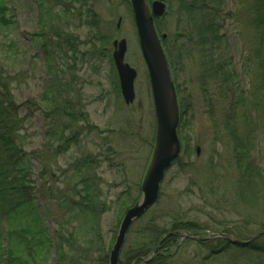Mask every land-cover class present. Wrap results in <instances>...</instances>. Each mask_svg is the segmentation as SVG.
Returning <instances> with one entry per match:
<instances>
[{
	"label": "rangeland",
	"instance_id": "374dc122",
	"mask_svg": "<svg viewBox=\"0 0 264 264\" xmlns=\"http://www.w3.org/2000/svg\"><path fill=\"white\" fill-rule=\"evenodd\" d=\"M164 1L170 8L167 15L157 21L158 29L160 32H168L172 37L178 29H186V17H181L179 21L177 0ZM5 2L11 23L7 27H0V68L10 76L15 100L20 104L22 114L26 117L23 129L20 131L19 143L31 159V177L35 181L36 190L38 191L42 185L47 187L44 180L39 177L43 162L47 165L49 174L46 178L50 180V185L54 188H61L65 175L71 174L70 164L77 157L83 153L102 152L108 146V142L114 150L111 157L108 156L105 159L104 155L100 156L101 161L98 162L95 170V173L102 179L100 183L101 200L106 207L99 217L98 234L106 245L118 228L120 204H127L126 207L130 204L129 201L122 202L120 193L130 188L132 189L129 193L130 197L137 196L139 184L148 164L155 131L149 78L140 52L130 5L127 0H89V2L85 0L91 5L96 13V19H99L102 25L97 34L95 28L86 24V21L91 20L92 17L85 11L87 9L85 4L81 14L84 17L80 19L84 24L83 22L80 24L79 19L71 20L69 17L70 4L74 8L81 6L82 2L79 0H57L58 3L64 5V13L60 5L51 7L47 0H5ZM246 8L247 5L241 4L240 0H225L220 19L230 45L232 64L238 74V90L245 93L252 103L256 97L255 94L253 95L252 77L257 61L254 64L251 59L253 52L250 49L254 41H251L252 30L248 24L250 16ZM47 9H52L50 17H47ZM41 15L49 22H53V25L62 27L68 33L77 36L79 47L74 72L77 73L78 82L81 84L79 96L90 124L98 128L97 131L84 135L77 146L71 147L55 160L50 159L44 145L47 141L46 131L49 123L45 116L48 108L43 103L40 104L42 102L40 95L47 81L43 52L39 44L41 41L39 35L36 34L41 30ZM118 17H121V22L116 27ZM89 35L93 36L91 38L94 42L90 41ZM96 35L101 39L98 42L95 39ZM121 38H124L127 44L124 60L137 72L134 80L135 99L128 105L123 102L119 88H116L117 76L112 60V41ZM169 48L170 44L168 50ZM172 65L173 78L179 90L178 100H183V114L178 129L181 140L180 159L165 172L157 201L131 226L120 255L134 242L135 232H138L147 220H155L161 228L162 226L168 228L169 222L173 219V212H181L182 209L190 206L196 209L193 214H198L200 221L210 220L205 212H210L209 216L212 215L216 219H225V224L228 223V229L233 233L232 236L240 239H245L258 231L253 223L255 220H264L261 215H252L249 221L246 217L248 211L244 210L242 205L238 209L231 208L229 215H227L229 209L223 212L225 217L222 218L218 212L219 207L215 204L217 197L214 199L211 195L204 196V198L208 204L214 203V207L202 209L205 200L199 190L204 188L201 177L211 175L215 178L218 171L221 173V182L227 185V181L232 180L234 175L232 169L234 165L229 152L231 140L224 130L221 112L225 107L223 104H229L231 100L233 105L236 104L234 99L239 92L236 90L227 93L226 97L229 102L219 100L217 95L213 102L208 103L197 82L196 57L185 58L181 64L172 61ZM254 82L258 85V81L254 80ZM208 91L212 96L216 93V89L210 84H208ZM212 106L214 114L211 115L209 111ZM247 113L248 120L244 118L242 109L236 108L233 111L232 122H228L227 125L235 127L236 131L233 132H237L241 139L253 142L254 149L250 151V154L264 171V113L260 107L256 108L252 105H249ZM246 134L250 137L246 138ZM196 146L200 148L199 154L195 151ZM187 149L189 151L186 153ZM231 195L227 196V202L222 200L221 204H236ZM36 197L49 234L53 236L57 230V223L54 219L59 217L62 209H58L56 201L46 200L38 192ZM62 225L63 231L72 233V235L81 236L82 229H86V226L83 228L77 226L76 230H72L71 223L67 225L62 223ZM212 225L218 227L217 232L208 231L209 233L206 232L202 236L222 233V225ZM220 244L223 242L210 245L219 249L223 247ZM165 245L171 247L168 248L169 250L178 248L175 256L164 255L165 264H246L249 257L233 247H228L223 248L224 250L222 249L223 251L221 250L219 254H213L210 258L209 255L207 256L208 248L206 249L202 244H197L191 239L177 240L173 237ZM90 261V263L86 261L80 264H98L96 253L92 254ZM53 262L54 255L51 254L47 264H53ZM157 262L155 261L154 264Z\"/></svg>",
	"mask_w": 264,
	"mask_h": 264
},
{
	"label": "trees",
	"instance_id": "16d2710c",
	"mask_svg": "<svg viewBox=\"0 0 264 264\" xmlns=\"http://www.w3.org/2000/svg\"><path fill=\"white\" fill-rule=\"evenodd\" d=\"M224 1L177 0L179 21L181 17H186L187 27L174 32L171 37L172 42L164 40V47L167 49L171 71L174 69L172 61L181 64L185 58L196 57L197 82L208 103L213 102L217 95L219 100L228 101L227 93L236 90L239 92L234 99L236 104L231 103L230 97L231 102L223 104L225 107L221 112L225 127L223 128L231 140L229 152L234 165L232 180L227 181L226 185L221 182V173L217 171L215 178L211 175L201 177L204 188L201 189L199 185L198 188L203 198L208 195L214 199L217 197L215 202L220 201V203L215 204L219 207L218 212L222 218L225 217L223 212L229 209L227 213L229 215L231 208L238 209L242 205L243 209L248 211L247 219L251 221L252 215L264 217V171L250 154L254 149L253 142L241 139L237 132H233L236 128L227 123L232 122L233 111L236 108L242 109L246 120L249 119L247 113L249 105L260 107L264 113V0H240L241 4L247 5L246 9L250 16L248 24L252 30L251 41H254L250 49L253 52L251 59L254 64L257 61L252 77L253 95L255 94L256 97L252 103L245 93L238 90V74L232 64L230 45L220 19ZM47 2L54 5L57 0H47ZM7 11L5 0H0V27H7L11 23ZM46 13L47 17H50L52 9H47ZM40 19L41 30L36 34L41 41L38 43L43 52L47 76L46 85L40 95L42 101L40 104L43 103L48 108L45 116L49 121L46 131L47 141L44 145L50 159L55 160L71 147L77 146L84 135L97 131L98 128L90 124L79 96L81 84L78 82L77 73L74 72L78 52L77 36L53 25V22H49L42 15ZM157 27L159 28L158 24ZM246 60L249 62L248 58ZM254 80L258 81V85ZM208 84L216 89L213 96L208 91ZM175 86L178 93L176 82ZM116 88L118 89L117 81ZM182 101V99L179 101L180 122L183 114ZM40 104L38 103V106ZM209 112L211 115L214 114L213 106ZM25 118L20 104L15 100L11 78L0 68V264H47L51 254L54 255L53 264H80L86 261L90 263V257L94 253L98 264H108V253L115 235L113 234L111 241H107L105 245L98 234L99 217L106 207L101 200L102 179L95 170L98 162L101 161V155L106 159L114 154L112 146L108 142V146L102 152L83 153L77 157L70 164L71 174L65 175L61 188L50 185V180L46 178L49 174L47 165L43 162L39 177L44 180L47 187L42 185L37 191L35 181L31 177V159L19 143ZM249 137L246 134V138ZM188 151L189 149L185 150L186 153ZM178 159L180 158L178 157L175 162ZM131 190L128 188L120 193L123 203L129 201L131 205L140 197L139 188L134 198L129 195ZM37 192L46 200L56 201L58 209H62L59 217L54 219L57 230L53 236H50L43 213L36 202ZM229 194H232L236 204H221L222 200L228 201ZM204 200L202 209L214 207V203L208 204L205 198ZM126 205L120 204L121 216L127 208ZM195 210L190 206L182 209L181 212H173V219L169 222L168 228L164 226L161 228L155 220H147L138 232H135L134 242L124 253H121L122 259L119 258V264H139L156 247L158 248L154 257L147 264H154L155 261H158L157 264H165L164 255L172 257L178 253L177 247L169 250L168 248L171 247L165 245L170 238L175 237L174 235L171 234L161 241L163 235L170 231H175L177 234L185 230L201 236L206 232L209 233L208 231L217 232L218 227L212 225L216 224L223 226L221 232L233 234L228 229V223L225 224V219H216L212 215L209 216L210 212H205L210 220L200 221L198 214H193ZM120 215L117 221H120ZM62 223L66 225L71 223L72 230H76L77 226L81 228L86 226V229H82L81 236L72 235L63 231ZM253 223L258 228L257 232L264 231V220H255ZM254 234L241 240H249ZM206 241H195V243L208 248L207 256L209 255L210 258L215 253H221L223 248L233 247L241 254L249 255L246 264H264V233L244 244L233 243L227 237ZM217 242H223L220 244L223 247L217 249L210 245ZM165 252L167 254H164Z\"/></svg>",
	"mask_w": 264,
	"mask_h": 264
},
{
	"label": "water",
	"instance_id": "95a60500",
	"mask_svg": "<svg viewBox=\"0 0 264 264\" xmlns=\"http://www.w3.org/2000/svg\"><path fill=\"white\" fill-rule=\"evenodd\" d=\"M129 3L140 51L150 82L155 115V136L152 152L140 184L141 196L125 210L120 220L115 240L108 255V264H118L119 254L131 225L156 202L164 174L178 157L181 148L177 132L180 119L177 93L170 65L162 45V40L166 38V34H158L154 23L155 17L159 18L165 14L166 5L162 0H153L151 3L148 0H129ZM119 23L120 18L117 26H119ZM112 45V57L118 74L121 95L124 102L129 104L135 98L134 79L136 70L124 61L125 39L114 40ZM199 152L200 148L197 147L196 153L199 154ZM263 233L264 231L258 232L249 240H239L226 233H215L202 238L183 231L179 233L178 239L203 240L227 237L233 243L244 244ZM156 249L157 247L148 258L139 264H146L155 255Z\"/></svg>",
	"mask_w": 264,
	"mask_h": 264
},
{
	"label": "flooded vegetation",
	"instance_id": "af4514ba",
	"mask_svg": "<svg viewBox=\"0 0 264 264\" xmlns=\"http://www.w3.org/2000/svg\"><path fill=\"white\" fill-rule=\"evenodd\" d=\"M72 1H76V0H72ZM79 1H81L82 3H81V6H77L76 8H74V6H72L71 4H70V6H71V14H70V17H71V20H73L74 18H76V19H81V17H84V16H82L81 14H82V12H83V9L85 8L84 6L86 5V7H87V9L85 10L92 18H91V20H89V21H86V24H89V26L90 27H92L93 29L95 28V32L98 34L99 33V31L100 30H98V29H101V27H102V25H101V23L96 19V13L94 12V10H93V8L91 7V5L88 3L89 2V0H87L88 2H85V0H79ZM150 1H153V0H150ZM127 2H128V0H127ZM86 3H88V4H86ZM85 4V5H84ZM83 21H81L80 20V24L82 23ZM82 24H84V22L82 23ZM94 32V33H95ZM91 37H93V36H90L89 35V39H90V41H92V42H94V40L91 38ZM96 38V40H97V42L98 41H100L101 39L96 35L95 36Z\"/></svg>",
	"mask_w": 264,
	"mask_h": 264
}]
</instances>
